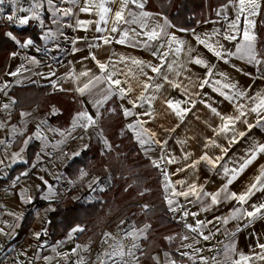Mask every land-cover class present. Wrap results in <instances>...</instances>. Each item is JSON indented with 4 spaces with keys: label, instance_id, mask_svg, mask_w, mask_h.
Instances as JSON below:
<instances>
[{
    "label": "crops",
    "instance_id": "0c3cea01",
    "mask_svg": "<svg viewBox=\"0 0 264 264\" xmlns=\"http://www.w3.org/2000/svg\"><path fill=\"white\" fill-rule=\"evenodd\" d=\"M100 2L11 0V11L27 18L28 23L24 28L35 27L40 36L37 39H33L32 34L26 36L20 30L0 22L1 52H4L7 41L12 43L11 53L5 58L4 72L0 75V186L7 189L5 215L0 221V255L15 248L20 264H62L71 253L79 261L88 257L94 241L80 237L83 231L80 226L74 228L77 229L76 234L70 231L67 238L51 241L47 230L50 206L63 199L51 201L42 196L59 189L56 179L62 177L61 174L64 183H74L65 175L64 167L69 160L81 154L92 127L100 126L99 114L117 96L122 110L127 108L132 113L125 116V121L127 126L133 125L129 129L141 153L155 165L159 164L168 213L174 222L180 224L177 235L164 237L160 241L162 245L147 255L144 241L150 225L145 223L135 227L132 222L131 227L123 231L125 235L131 233L127 236L133 237L136 245L128 250L134 255H128L129 262L126 264H172L173 261L175 264H233L241 255L249 258L241 261V264H264V260L259 258L264 256V249L259 247V244H264V216L260 213L254 217L247 215L248 211H253L250 205L264 203V192L253 190L254 195L247 197L244 203L230 196L232 192L245 193L264 171L261 167L264 165V153L256 151V159L242 172L237 171L231 184L227 183L232 177L231 170H238L251 157L253 149L264 144V124H257L255 113L242 117L256 126L248 129L245 124L236 121L234 130L227 134L235 138L234 142L219 131L225 123L221 116L238 115L236 106L239 104H243L244 111L248 112L250 107L259 103L258 99L254 103L247 97H256L258 93L264 96V70L255 62L249 63L247 59L227 55L223 49H218L224 54L225 63L196 39V36H200L214 45L218 41L229 52L235 51L237 44L243 43L242 33L229 29L228 20L225 19V16L229 19L235 17V8L229 5L224 13L223 5L217 10L221 11V15L189 28L184 25L187 23L184 19H178L179 24H176L166 14L156 10L158 5L155 1L142 0L143 9L132 5L130 8L137 14L146 11L150 16L143 18L142 24L121 22L116 25L118 32L112 33L108 30L113 26L111 14L107 17L109 23L105 24L100 20L99 9L92 7L89 12L80 11L88 4ZM125 16L130 19L128 10ZM251 19L256 22L251 33L256 36L257 58L264 59V11ZM81 21L85 23L81 24ZM238 24L241 28H247L243 17ZM157 25L163 28L159 40H148L146 33ZM97 28L104 31L98 32ZM129 29L134 31H129L128 36L124 37L123 32ZM262 29L263 39L260 41ZM225 30L236 35V41H225L222 34L214 35L217 31L223 33ZM8 33L15 36L19 43L11 39ZM172 35L177 41L183 40L184 44L170 42ZM104 38H108L110 43L105 44ZM28 39L33 43L24 47ZM120 39L125 42L118 43ZM177 47L182 48L180 53L175 52ZM189 47L193 49L192 52L188 51ZM153 51L157 52V56H153ZM162 52L169 53L167 63H172L173 70L168 72L171 83L161 79L148 67L149 63L165 64L163 71L167 72L166 62L158 58ZM93 56L96 59H92ZM195 56L213 65L211 77L206 74L203 65L190 62ZM133 60L144 63L137 65ZM100 63L105 64L104 70L100 69ZM141 68L153 77L148 81L150 85H163L159 91L154 87L143 90L142 84L147 77L141 73ZM113 73L114 79L122 81L121 86L128 87L130 84L133 88L124 98H121L115 86L109 89L106 77ZM96 77H100V81H96ZM203 79H208L209 84L201 88ZM217 80L219 84L215 83ZM89 81H92L89 88L81 93L79 89ZM175 84L181 86L177 88ZM225 84L230 86L225 88ZM241 91L245 93L244 96L237 95ZM142 92L145 97L154 96L155 99L150 102L138 100ZM46 98L53 102H48ZM129 100L139 106L133 107ZM166 100L174 103L180 101L176 111L188 109L183 119L168 107ZM208 105L215 107L221 116L213 113ZM88 116H92L95 123L85 131L81 125L87 123ZM241 131L245 132L244 136L238 135ZM152 132L156 133L155 137L150 136ZM140 139L147 143L141 144ZM156 140L166 143L157 144L154 142ZM212 141L221 147L213 146ZM82 143L85 146L80 147ZM222 148L227 152H223ZM205 153L213 159L219 156L223 159L216 160L214 165L209 164L200 160ZM168 160L173 162L168 163ZM14 169L16 173L10 176ZM190 185H194L195 191L200 193L199 199L191 193L187 198L176 194L188 191ZM215 193H220L218 203L212 204L210 194ZM38 197L44 206L34 210V222L29 233L17 239L29 206ZM169 199L173 201L172 205L168 204ZM138 206L143 216L147 205L139 202ZM173 208L175 211H172ZM185 211L189 215L185 216ZM135 219L131 217L132 221ZM225 219L227 223H224ZM197 221L203 224L199 225ZM187 225H193L198 231H191ZM203 236H209V239L204 240ZM182 252L187 255H181ZM121 253H124V248L117 240L100 255L96 264H118L123 256Z\"/></svg>",
    "mask_w": 264,
    "mask_h": 264
},
{
    "label": "trees",
    "instance_id": "16d2710c",
    "mask_svg": "<svg viewBox=\"0 0 264 264\" xmlns=\"http://www.w3.org/2000/svg\"><path fill=\"white\" fill-rule=\"evenodd\" d=\"M153 1L158 5L156 10L166 14L176 24H179L178 19H184L187 22L184 25L189 28H195L198 24L215 18L217 10L228 3V0ZM18 30L26 36L32 34L33 39L40 37L35 27ZM261 34L263 29L260 37ZM262 39L263 37L260 41ZM11 45L7 41L4 52L0 50V75L6 66L5 58L11 53ZM47 100L53 102L50 98ZM99 123L101 134L91 130L86 147L79 156L69 160L64 167V173L74 183L80 181L84 174L93 173L99 176L103 189L97 192L92 185L85 191L84 197L89 198L92 194L95 198L87 201L74 198L77 191L75 187L67 190L63 200L54 202L48 214V234L51 241H61L75 227L80 226L83 228L80 237L96 241L105 227L108 230L117 227L123 232L131 227L132 222L135 227L148 223L150 229L144 241V249L145 254L151 255L162 245L160 241L164 237L177 235L180 231V224L172 220L166 207L161 173L141 153L134 135L126 125L117 96L103 108ZM105 142L109 143L110 148ZM139 202L147 205L143 216L140 215ZM43 206L44 203L39 197L30 204L17 239H22L29 233L34 222V210ZM131 217L136 219L132 221Z\"/></svg>",
    "mask_w": 264,
    "mask_h": 264
},
{
    "label": "snow or ice",
    "instance_id": "6c2138e0",
    "mask_svg": "<svg viewBox=\"0 0 264 264\" xmlns=\"http://www.w3.org/2000/svg\"><path fill=\"white\" fill-rule=\"evenodd\" d=\"M49 2H51V0H49ZM77 0H73V3H76ZM4 0H0V4H3ZM109 5V6H106ZM115 5H118V7H113ZM130 5L134 6L135 8H140L143 9L144 8V3L142 2V0H101V2L99 4H88V6H85L83 8L80 9V11L82 12H89L90 8L95 7L97 9H99V16H100V20L103 21L105 24L109 23V19L107 17H109V15L111 14L112 19V27L110 29H108L110 32L112 33H116L118 32V27L116 26L117 24L123 22V23H127V24H136V23H143V18H148L150 16V13L144 11L141 12L139 14L133 12L130 8ZM229 5H231L233 8H235L236 10V14L234 18L229 19L227 16H225V19L228 20V28L235 30V31H240L242 33V39H243V43H238L237 46L235 47V51L233 52H229L227 50V48H225V46L223 44H220L218 41L216 42V44H212V43H208L206 39H202L200 38V36H196L197 41L203 45L210 53H212L215 57L220 58L221 60H223L225 63H227V60L224 58V54L223 53H227V55L230 56H238L240 59H247L249 63L255 62L256 64L260 65L261 69L264 70V59H258L257 58V50H256V46H255V42H256V36L254 34L251 33V29L254 27L255 25V21L253 19H251L252 17H256L258 15L261 14L262 11H264V3H262V0H228V4H225L222 8V12L226 13L229 9ZM128 10V17L126 18L125 16V11ZM68 14V13H66ZM217 15H221V11L217 12ZM244 18V21L247 23V28H241L240 25L238 24V21L241 20V18ZM9 20H12L13 17L11 15L8 16ZM21 24H26L28 23L27 18L25 19H21L20 20ZM81 24L85 23L84 21L80 22ZM157 29H160L159 31ZM98 32L104 31V29L102 28H97L96 29ZM129 31H134L132 29H129L127 31L123 32V36L127 37ZM163 32V28L160 25H157L155 27H153L148 33H146L148 40L150 41H158L161 33ZM195 34V33H194ZM223 35V39L225 41H236L237 37L236 35L230 33L229 31L225 30L223 33H220L219 31L215 32L214 35ZM11 39L16 40L17 43H19V41L17 40V38L15 36H13L11 33L7 34ZM138 35V34H137ZM118 43H124L125 40L124 39H120L117 41ZM170 42H176L180 45L184 44L183 40L177 41L176 37L174 35H172L170 37ZM33 43V41L31 39H28L26 42H24L23 46L27 47L29 45H31ZM104 43L108 44L110 43V40L108 38H104ZM161 47H163V45H161ZM218 49H223V53L222 51L218 50ZM182 51L181 47H177L175 49L176 53H180ZM189 52H192L193 49L191 47L188 48ZM153 56H157V52L153 51ZM169 53L168 52H162L159 54V59L161 61H165L166 62V66H167V72L163 71L165 64H160V65H153V64H148V67L151 68V71L153 73H156L157 75H159L161 77V79H163L164 81H168L169 83H171L169 76H168V72H171L172 69V63H167V57H168ZM92 59H96L95 56L92 57ZM134 64L137 65H142L144 62L140 61V60H133L132 61ZM191 63H194L196 65H203L206 68V74L211 77L213 75V72L211 71L213 65L210 62L205 61L202 58H199V56H195L192 57L190 60ZM99 67L101 70L105 69V64L100 63ZM141 73L143 75H145L147 77V79L143 82L142 84V88L144 91H147L150 87H154L157 91H159L163 85L162 84H155V85H150L148 83V81L152 80L153 77L148 76L147 73L143 72V68H141ZM12 75H16V73H11ZM82 75H87V73H82ZM114 73L113 74H108L106 77V80L108 81L109 84V89H111L112 86H115L120 95L121 98L126 97V95L130 92L133 91V88L131 87L130 84H128V87H123L122 85V81L119 79H114L113 78ZM100 77H96V81H100ZM92 83V81H89V83H86L83 85L82 88L79 89V91L81 93H83L85 90H87L89 88V85ZM124 83H128V81H125ZM215 83L219 84V81L217 80ZM209 84V80L208 79H203L201 81L200 87L203 88L205 85ZM175 87L179 88L181 85L180 84H175ZM230 85L229 84H225L224 87L228 88ZM232 87H235V85H232ZM62 91H67V89H61ZM215 91H219V89H214ZM111 94V93H110ZM221 95H224V93L221 92ZM237 95L239 96H244L245 93L243 91L238 92ZM227 99H231L229 97H226ZM248 99L253 100V102L255 103V101L258 99L259 103H255L254 107H250L248 109V112L244 111V105L243 104H239L236 106L237 111H238V115L235 116H221V113L217 112V109L215 107H212L211 105H208V107L211 108V111L213 113H215L217 116H221V119L225 121V123L222 125V127L219 129V131L221 133H224L226 138L232 140L234 142V137H229L227 136V134L230 131L234 130L235 127V122L239 121L243 124L246 125V127L248 129H252L253 127H255L256 125H253L251 123H249L246 119H241L242 117H245L246 115L250 114V113H255L258 117L257 119V124H264V96H260V94L258 93L256 97H252V96H248ZM105 99H108V96H105ZM138 100H145L147 102H150L152 99H155V97H145L143 95V92L141 93L140 96L137 97ZM130 104H132L133 107H138L139 105L136 104L135 101L133 100H129L128 101ZM96 103H102L101 101H97ZM165 103L168 105L169 108L173 109L175 111V114L179 117H181V119H183L184 114L188 111V109H184L182 111H176V109H179L180 107V101H176L175 103L171 100H166ZM185 103H187V101H185ZM7 107V106H5ZM124 115L125 116H129L131 115V111L127 108H125L123 110ZM83 115V114H81ZM140 115V114H138ZM144 115H150V113H144ZM95 120L92 116H88L87 117V123L81 125V127L86 131L88 126L94 125ZM129 128H132L133 125L129 124L128 125ZM174 129H166V131H171ZM239 136H244L245 132L241 131L238 133ZM151 137H155L156 133L152 132L150 133ZM83 138V137H81ZM137 138L139 139V134L137 136ZM157 144H165L166 141H154ZM140 143L141 144H145L147 143V141L140 139ZM213 146L215 147H221V145L217 144L215 141H212ZM207 147V145H206ZM223 152H227V149H223ZM259 151L260 153H264V144H260L258 145L255 149H253V154L251 155V157L249 159H247L246 161H244L240 168L237 169H233L232 171V177L231 179H229L227 181L228 184H231L232 181L236 178V172L240 171L242 172L244 170V168H246L249 164H251L253 162V160L256 159V155L255 152ZM223 159L222 156L219 157H215V159H213L212 157H209L206 153L204 155H202L200 157V160H204L207 161L209 164H215L216 160H221ZM172 160H168V163H172ZM0 163H2V161H0ZM196 163H199V161H197ZM157 167H159V164L156 165ZM193 167L195 166V164L192 165ZM262 168H264V165L261 166ZM181 171H183V169H180ZM225 171H229L227 169H225ZM264 171H262L260 173L259 176L256 177L255 182H253L248 190L245 193H241V194H237L235 192L230 193V196L233 199H236L242 203L246 202V198L250 197L251 195H254V191H262L264 192ZM43 179V178H41ZM183 183V182H181ZM225 191H227V189L225 188ZM193 194L196 195L197 198L199 199L200 197V193L195 191V186L194 185H190L188 188V191H182L179 193H176L177 195H181L184 197H188L189 194ZM205 195H209L207 193H205ZM211 195V203L212 204H216L218 203V196L220 195V193H215V194H210ZM173 201L171 199L168 200V204L172 205ZM251 209H253V211H248L247 215L249 217H254L257 213H260L262 216H264V203H261L259 205L256 204H252L249 206ZM172 211H175V209L173 208ZM185 216L189 215V213L187 211H185L183 213ZM194 215V214H193ZM228 220L225 219L224 223H227ZM123 223V221H122ZM197 224L202 225L203 222L202 221H197ZM187 227L193 231V232H197L198 229L196 227H194L193 225H187ZM126 235H131V233H126ZM185 239H187V237H185ZM204 240H208L209 236H203ZM136 245L133 244V248H135ZM187 247H191V245H187ZM259 247L261 249H264V244H259ZM181 255H187V253H180ZM121 255H124V253H121ZM128 255H134L131 251L128 252ZM167 255V254H166ZM261 260H264V256H260L259 257ZM155 259V258H154ZM249 258L247 256L241 255L239 260L233 261V264H241V261L243 260H248ZM172 264H175V262L173 261Z\"/></svg>",
    "mask_w": 264,
    "mask_h": 264
},
{
    "label": "built area",
    "instance_id": "2783aa9c",
    "mask_svg": "<svg viewBox=\"0 0 264 264\" xmlns=\"http://www.w3.org/2000/svg\"><path fill=\"white\" fill-rule=\"evenodd\" d=\"M12 5L11 0H4L3 4H0V22L5 26L19 29L23 28L25 24H21L20 20L24 19L20 14L11 11ZM13 17L12 20L8 19V16ZM7 189L0 187V221L5 215V196ZM217 234L219 232L217 231ZM120 241L124 248V255L119 260L118 264H126L129 262L128 250L133 248L135 239L131 236L125 235L119 228L115 227L112 230H108L105 227L100 233L98 239L91 245L88 257L85 260L79 261L75 254L71 253L67 261L62 264H96L100 255L115 241ZM0 264H20L19 253L15 248L8 249L6 252L0 255Z\"/></svg>",
    "mask_w": 264,
    "mask_h": 264
},
{
    "label": "rangeland",
    "instance_id": "374dc122",
    "mask_svg": "<svg viewBox=\"0 0 264 264\" xmlns=\"http://www.w3.org/2000/svg\"><path fill=\"white\" fill-rule=\"evenodd\" d=\"M98 120H99V117H98ZM92 129L94 130V133H95V130H96V132L98 134H101V131H100L99 127H94L93 126ZM128 129H129V127H128ZM105 144H106V146H108L110 148V145H109L108 142H105ZM83 146H85V144L82 143V145L80 147H83ZM58 170H60V168ZM61 175H62V177H58V179H56V183L59 184V189L55 190V191H51L49 193V195H47V196L45 195L46 197L43 194V196H42L43 198H47V199H49L51 201L61 200V199H63L64 194H65V192L67 190H69L71 187H75L77 189V191L73 195L74 198L80 199L82 201H87V199L88 200H93L95 198L92 194L89 196V198L85 199V197H84L85 196V194H84L85 191H87L89 188H91L92 185H94V187H96L97 192L103 189V185H101L102 183L99 182V176H96L93 173L92 174H84V177L80 181H78L77 183H73V184L64 183L63 174H61ZM76 184H77V186H76ZM60 187H63V188L61 189ZM50 209H52V206H50ZM76 230L77 229H73L72 232L76 234V232H77Z\"/></svg>",
    "mask_w": 264,
    "mask_h": 264
}]
</instances>
